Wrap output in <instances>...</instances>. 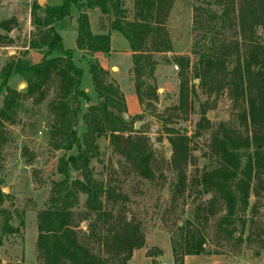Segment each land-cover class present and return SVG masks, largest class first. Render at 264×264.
Segmentation results:
<instances>
[{"label": "trees", "instance_id": "trees-1", "mask_svg": "<svg viewBox=\"0 0 264 264\" xmlns=\"http://www.w3.org/2000/svg\"><path fill=\"white\" fill-rule=\"evenodd\" d=\"M136 9L132 18L126 17L123 0H61L56 4L32 8L35 32L28 41V48L36 49L41 58L33 62L27 56L7 60L0 69V94L4 91L0 107V126L5 121H14L21 106L22 97H31L41 102L51 85L56 92L47 102L49 112V141L53 148L69 150L75 154L58 158V171L62 175L52 185L48 205L37 216V249L42 264H105L103 256L93 252L74 229L72 207L77 202V193H87L85 204L96 213L102 212L100 195L110 198L111 190L91 183L87 175L91 158L97 151V139L109 134L124 154L127 164L144 176H152L151 152L145 142L133 136L131 121L124 118L126 102L117 84L109 78L108 69L97 59L88 60V71L97 100L81 111L83 100L89 102L90 94L81 87L83 68L75 63L71 48H65L59 23L78 10L76 16V48L92 55L100 51L110 52L111 31L120 32L127 40L132 56L134 91L142 104L145 98L156 99V86L146 84L147 76L155 67L156 53H161L164 43L166 0H132ZM219 11L196 5L193 30L196 38L191 53L173 54L171 61L179 66V92L176 112H187L191 106L188 72L192 71L199 84L208 93L226 89L237 109V116L244 124L251 122L252 129L246 133L225 123L210 130L207 165L192 177L202 193L210 194L208 214L213 213V202L221 201L229 220L248 205L251 181L264 174V39L259 40L258 28L264 29V0H214ZM99 10L100 31L93 32L90 25L91 9ZM42 9L43 16L36 14ZM7 21L0 25L9 29ZM170 61V59H169ZM18 74L26 85L18 90L8 85V79ZM84 131L78 135L76 125L79 115ZM208 123L205 110L201 111L198 126ZM210 126V125H209ZM211 127V126H210ZM129 132L122 145L119 134ZM171 143V165L177 173L175 187H186L185 168L190 158L189 137L176 128H167ZM137 137V138H136ZM69 167L81 170L86 182L71 177ZM5 193L0 187V201ZM111 201V198L110 200ZM200 208V206H198ZM202 207V206H201ZM203 208V207H202ZM2 211L5 209L2 207ZM115 217L109 212L106 214ZM205 216V215H204ZM111 219L102 244L110 256L127 264L135 248L145 244V235L138 225L126 218ZM205 227L187 218L181 225L176 223L172 241L174 262L183 264V256L203 250ZM12 264H37L13 262Z\"/></svg>", "mask_w": 264, "mask_h": 264}, {"label": "rangeland", "instance_id": "rangeland-1", "mask_svg": "<svg viewBox=\"0 0 264 264\" xmlns=\"http://www.w3.org/2000/svg\"><path fill=\"white\" fill-rule=\"evenodd\" d=\"M60 1L0 0V22L7 21L10 27L6 29L0 25V69L11 58L27 56L33 62H36V55L41 58L38 50L28 48V41L35 32L32 8L35 4L44 6ZM207 3L209 8L220 10L214 0H166L163 28L167 47L154 55L155 67L143 86L155 85L157 97L145 98L142 104L137 98L135 105L127 106L134 102L131 94L135 97L131 51L120 32L112 33L117 63L114 68H108L109 78L124 95L126 111L123 116L133 124L130 134L138 136L150 149L153 174L149 178L136 173L109 134L97 139L98 149L91 158L87 175L91 183L111 190V201L104 194L100 195L103 210L96 213L85 204L87 193L80 191L72 207V220L80 239L93 252L103 256L105 264H120V260L110 256L102 244L112 219L106 215L109 212L114 218L134 221L145 235V244L133 250L127 264H176L172 252L176 223L181 225L193 216L196 224L205 227V242L202 252L184 255L183 264H264V174L253 177L247 207L229 220L223 219L225 210L219 200L213 202L214 212L208 214L210 194L202 193L201 187L191 181L209 162L207 148L212 128L223 122L246 133L252 129L251 122L248 119L244 124L238 118L226 89L208 93L191 70L188 72L189 84L194 87L190 94L191 106L187 112H176L173 108L178 99L180 76L179 66L171 58L173 54L192 57V43L196 38L193 7ZM123 5L126 17L132 18L136 9L133 1L123 0ZM77 13L73 7L71 16L59 23V32L64 47L73 49L75 63L83 68L81 87L89 88L88 93L95 102L88 60L97 58H90L87 53L79 55L76 50ZM88 13L92 31H100L99 10L91 9ZM36 14L42 17L44 13L37 9ZM257 32L258 39H264V29L259 27ZM8 85L22 90L26 83L14 74L8 79ZM55 92V86L51 85L41 102L22 97L14 121H5L0 126V187L5 193L2 203L0 201V264H42L36 244L37 216L50 202L53 183L62 177L58 171V158L77 152L75 146L65 151L50 144L47 102ZM3 96L4 91L0 94V107ZM88 105L83 100L81 111ZM203 109L208 123L198 126ZM137 121L141 123L135 128ZM171 127L189 137L190 158L185 168L187 185L183 190L174 188L177 173L170 162L172 147L167 134V128ZM76 130L78 135L84 131L81 114ZM128 133H124L125 137ZM76 173L69 167L71 177Z\"/></svg>", "mask_w": 264, "mask_h": 264}, {"label": "crops", "instance_id": "crops-1", "mask_svg": "<svg viewBox=\"0 0 264 264\" xmlns=\"http://www.w3.org/2000/svg\"><path fill=\"white\" fill-rule=\"evenodd\" d=\"M112 33H113V31H111V33H110V52L106 55V54H104V53H102V52H100V51H97V52H94L92 55H90V54H88L87 53V56L88 57H96L97 58V60L99 61V63H100V65L102 66V67H104V68H106V69H108L109 67L110 68H114L115 66V64L117 63V60H116V57L114 56L116 53L114 52V50H117V49H114L113 47H112V43H111V41H112ZM128 47V46H127ZM126 49V48H125ZM76 50L78 51V53H79V55H81V54H86V52L84 51V50H81V49H78V48H76ZM118 52V51H117ZM41 54H39L38 56H40ZM40 59V57L39 58H37V55H36V58H35V60L37 61V60H39ZM117 68H118V66H117ZM84 89H85V91H87V92H89V88L88 87H84ZM135 97H136V94H135ZM134 97V95L133 94H131V98H133L134 99V102L132 103V104H127V106H133V105H135L136 104V102H137V97L135 98ZM136 101V102H135Z\"/></svg>", "mask_w": 264, "mask_h": 264}, {"label": "water", "instance_id": "water-1", "mask_svg": "<svg viewBox=\"0 0 264 264\" xmlns=\"http://www.w3.org/2000/svg\"><path fill=\"white\" fill-rule=\"evenodd\" d=\"M92 103H94V102L92 100H89L88 104H92ZM140 123H141L140 121H137L134 124V127L135 128H138V126H139ZM124 137H125V134L124 133H120L119 134V138H120V141H121V143H122L123 146H125ZM74 178H77V179L81 180L82 182H86L81 170L77 171V173L75 174Z\"/></svg>", "mask_w": 264, "mask_h": 264}]
</instances>
